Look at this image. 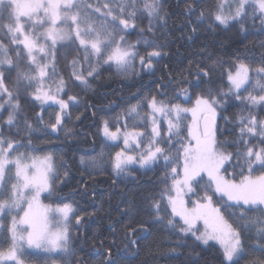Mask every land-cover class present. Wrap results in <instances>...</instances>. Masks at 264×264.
<instances>
[{"label": "snow or ice", "instance_id": "snow-or-ice-1", "mask_svg": "<svg viewBox=\"0 0 264 264\" xmlns=\"http://www.w3.org/2000/svg\"><path fill=\"white\" fill-rule=\"evenodd\" d=\"M110 4L104 5L106 9L104 22H97L93 19V12L100 10L92 9L85 0H0V30H5L10 36L11 44L16 45L17 48L23 46L29 61L26 70L17 72V91L14 93L5 84L4 70L11 71L18 68V64L9 55L8 45L0 41V98L6 96L5 103L12 109L4 122L9 129L18 124L17 114L21 107L18 97L21 86L24 91L32 88L33 99L40 101L42 106L49 101L59 106V111L54 114V122L46 127L55 131L58 127H63L65 117H70L67 109L70 103L77 102V98L70 96L67 101L59 98V94L66 88L63 78L55 81V92L45 83L51 79V76L56 75L53 49L58 41L67 40L71 43L79 41L86 60L90 55H95L98 57L97 64L101 62L114 64L118 71L127 72L129 68L134 67L137 60L143 70L148 72L155 70L154 59L161 58L167 53L162 52L158 45L153 46L147 39L137 41V44H127L125 37L119 35L120 32L137 27V11L141 10L137 7V0H110ZM249 7L253 9L254 19L256 13H259L264 31V0H219L215 10L210 11L207 16L203 9L199 11L195 18L196 24H202L208 19L210 29L213 25L227 27L230 23L246 19L249 16ZM186 9L189 16L196 13L195 0L189 3ZM142 10L147 12L150 18L147 31H154L153 20L166 24L168 13L162 0H143ZM109 16L111 29L107 21ZM188 23L191 24L192 21L189 20ZM45 25L47 27H44ZM37 27L43 30L37 31ZM241 31H245L243 26ZM191 32L197 33L198 28L191 27ZM118 35L119 39H117ZM141 43L145 48L151 47L152 50L141 54L137 50V45ZM261 47H264V43ZM105 50H109L106 59H104ZM16 56L19 58L20 53L17 52ZM47 57H51V60L40 62ZM209 61V63L203 60L189 62L187 71L189 76L195 77L193 80H189L182 70L177 74L170 73L169 81L179 77L181 83L191 84L193 89L200 88L205 78L210 79L212 72L223 68V62L211 60V57ZM77 63L76 59L71 61L74 69L72 75L81 84L87 85L85 76L75 71ZM251 71L253 70L248 64L235 61L231 67L221 71V75L227 77L228 92L213 94V90L209 88L206 92L196 93L192 107H183L180 104L158 99V95H167L160 91L158 86L157 94H153L150 98L145 97L138 104L131 105L127 109L123 132L120 128L111 131L108 120L103 121V135L108 140L117 141L121 138L123 140L124 147L115 153L112 162V170L116 176L127 175L126 169L133 163L151 170L159 166L162 161L167 170L174 161L177 164L182 161V175L177 166H172L170 172H165L166 187L160 193L159 199H155L152 194L145 197L148 202L147 207L154 214L153 222L164 225L177 237L174 241L176 246L162 253L169 259L184 255L180 249L187 247L186 238L191 234L203 245L216 241L221 248V264H241V261L249 256L245 247V236L251 229H255L257 243L251 247L260 255L251 256L246 260V264H264V171L257 176L252 175L256 169H264V119H259L251 113L240 116L236 121L239 131L233 139L224 137L225 129L217 124V108H223L227 102L223 98L229 93H232L237 100L243 99L252 106L264 105V94L249 93L243 98L239 95L241 89L247 90V86L252 84ZM254 71L257 76L264 77V67H257ZM94 73L98 75L96 67H92L87 75L91 77ZM254 90L264 93V83L256 80ZM179 94L191 100L189 88H181ZM144 106L149 111L142 115L139 108ZM0 108H4L3 103H0ZM188 113H191L192 117L190 122H187ZM134 116L139 117V123L148 129L147 131L137 130L135 126L132 130H127V120ZM221 118L230 122L228 117ZM37 120L42 123L43 117L38 116ZM164 122L166 128L162 127ZM24 127L29 137L34 131H38L28 121H25ZM218 133L224 138L218 139ZM67 134H70V130ZM254 140L258 143H253ZM31 146L30 138L27 145L22 144L6 136L0 127V195L5 194V189L8 195L7 199L0 200V212L19 208L25 201L28 203V209L24 211V216L19 221L13 217L12 225L8 229L11 233L12 246L7 252L0 251V259L14 260L20 264L17 260L16 245L18 241L23 242L25 237L17 234L19 223L28 225L30 229L26 237L29 247L44 249L45 254L55 253L61 257L63 264H78L77 253L71 243L72 234L69 224L70 218L74 216V227H81L84 217L77 216L73 206L68 203L56 208L38 205L40 193L47 192L53 195L56 186L64 182L63 178L68 177V172H64L63 178L61 177L51 154L32 157L19 152L21 147ZM229 148L233 150L229 151ZM26 160H31V163H25ZM13 167L15 182L11 183L9 188L8 182L12 179L10 173ZM229 167L234 170L239 169L238 172L234 171V175L240 176L238 182L226 177L225 173ZM245 172L248 174L245 175ZM202 173L208 177V183L204 186L206 190L199 199L192 201L193 206L188 208L184 196L197 195L194 185H200V180L203 179ZM168 177H171V186H167ZM25 190L35 193L31 199H28ZM173 192L175 195L172 194ZM215 195H219L221 199L226 197L227 201L232 202L225 207L234 210L230 212V216L235 218V223L225 219L220 208L213 206ZM165 198L166 204H164ZM34 205L42 207V211L34 212ZM169 207L170 214L165 211ZM121 211L124 214L131 213L133 202L130 201L126 210ZM49 212L58 213L63 217V226L56 231H51L48 227ZM250 213H255V217ZM177 218L182 221L181 224H177ZM200 220L205 225V231L197 234L199 229L195 224ZM126 227L136 234L137 229L132 228L131 224ZM139 231L147 232L149 229L141 225ZM129 243L135 244L136 240L130 239ZM108 256L105 264H116L115 259L111 258V250Z\"/></svg>", "mask_w": 264, "mask_h": 264}, {"label": "trees", "instance_id": "trees-1", "mask_svg": "<svg viewBox=\"0 0 264 264\" xmlns=\"http://www.w3.org/2000/svg\"><path fill=\"white\" fill-rule=\"evenodd\" d=\"M92 6V9H99V12H93V19L97 22H104V5L110 4V0H85ZM143 0H137V19L135 29H129L126 32H120L119 35L125 37L127 44H137V41L147 39L153 46H159L162 52L167 53L161 58L154 59L155 70L148 72L143 70L137 60L133 68L127 72L118 71L114 64L99 63L98 57L90 55L85 59V52L79 46V41L75 43L66 42L57 44L53 51L55 52L56 75L51 76V67L49 74L53 80H59L61 77L66 83V88L61 92L64 100L70 96L77 98L76 103L69 104L70 117H65L63 127H58L53 131L46 127L54 122V114L59 111L56 105H41L39 101L33 99L32 88L24 91L20 87V110L17 114L18 124L9 129L4 122L12 109L9 106L0 110V127H2L6 136L27 145L29 138L32 141L31 147H21L20 150L28 155L51 154L56 170L63 178V173L68 172V177L63 178L64 182L56 186L53 195L47 192L43 195V201L52 205L71 204L74 207L77 216L84 217L81 227H74L75 217L70 222L72 234V246L77 253L78 264H105L109 258L108 253L111 250V258L115 259L116 264H221L222 254L220 245L210 241L208 245H203L196 241L189 234L186 238L187 247L180 249L184 255L175 259H169L162 255L168 249L175 247L176 236L172 235L164 225L153 222V213L147 207L146 196L152 194L155 199L160 198V193L165 189L166 184L164 175L166 171L170 172L172 166H177L182 175V161L177 164L169 165L166 170L161 161L159 166L147 170L137 164L129 165L125 174L119 177L113 173L112 162L115 153L119 150V145L108 141L101 131L103 121L108 120L109 127L112 129L120 128L125 130V113L131 105H136L145 97L150 98L157 94V89L165 92L166 96H159L158 99H164L166 102L180 104L183 107H192L195 101V94L206 92L209 88L213 94L218 92H228L229 83L226 75L222 76L221 71L226 70L232 64L239 60L250 66L253 70L250 72L252 84L247 86V90L241 89L239 95L241 98L252 95H260L258 90H254V84L258 79L255 73L257 67H264V31H262L259 13L256 18L252 16L253 9L248 8L249 16L237 23H230L227 27L220 25L210 29L208 27L210 20L205 19L204 23L196 24V15L203 9L206 16L210 11L215 10V5L219 0H195L196 13L189 16L186 6L193 0H162L167 11L166 24L158 20H153L154 31H147L149 17L147 12L142 10ZM110 6H114L111 5ZM126 18V17H125ZM192 23L189 24L188 21ZM109 28L111 29V17H107ZM196 26L198 32L193 34L191 27ZM245 31H241V27ZM144 30V31H141ZM119 35L117 39H119ZM189 37H192L189 39ZM0 41L8 45L9 55L18 68L11 71L4 70L5 84L14 93L17 91V72L26 70L29 61L26 51L21 45L10 43V36L5 30H0ZM137 50L144 54L151 51L152 48H145L143 44L137 45ZM105 50L104 59L107 52ZM20 56L17 58L16 53ZM211 60L223 62V68L217 69L211 73V78H205L200 88L193 89L191 84L181 83L179 77L174 81H169V74H177L182 70L189 80L194 76H189L187 67L189 62L203 60L209 63ZM51 58V57H50ZM78 61L75 71L82 74L87 79V85L81 84L72 75L74 69L71 61ZM92 67L98 69V75L94 73L89 77L87 73ZM194 71V69H193ZM234 71V69H233ZM187 87L191 95L189 101L183 95H180V89ZM227 102L223 108H217V124L225 129L224 137L233 139L239 131L236 123L242 115H256L259 119H264V105H250L247 101L237 100L232 93L223 98ZM143 115L149 109L144 106L139 108ZM38 116L43 117V122L37 120ZM79 117V119H77ZM221 117H228L230 122H226ZM25 121L33 125L34 131L29 137L25 129ZM191 121L190 113L187 114V122ZM127 130H132L135 126L137 130L147 131L148 129L139 123V117H133L127 120ZM166 128V122L162 125ZM19 130V134H17ZM70 130V134L69 133ZM218 133V139H223ZM258 143V141H253ZM233 149L229 148V151ZM234 171L239 169L228 168L225 173L228 179H240L239 175H234ZM264 169H256L253 176L259 175ZM248 173L245 172V175ZM203 179L200 185L195 186L197 195H186L187 200L192 203L203 195L205 185L208 183V177L202 173ZM167 186H171V177L167 179ZM211 194V192H209ZM195 198V199H193ZM186 200V199H185ZM133 202V211L124 214L121 210H126L128 203ZM227 201L219 195L213 196V206H220V209L229 222L235 223V218L230 216L231 208H226ZM166 204V198L164 201ZM165 211L170 214L171 209ZM255 217V213H250ZM177 224H181L177 218ZM131 224L132 228L137 229L133 234L126 225ZM143 225L149 229L147 232L139 231ZM195 227L199 232L203 230L202 220L197 221ZM198 232V233H199ZM136 240L135 244H130L129 240ZM257 243L256 230L251 229L245 236V247L249 256L241 261L246 264V260L251 256H259L251 247ZM30 251L27 253L26 260L40 264H52L58 261L63 264L60 256L48 257L41 253Z\"/></svg>", "mask_w": 264, "mask_h": 264}, {"label": "rangeland", "instance_id": "rangeland-1", "mask_svg": "<svg viewBox=\"0 0 264 264\" xmlns=\"http://www.w3.org/2000/svg\"><path fill=\"white\" fill-rule=\"evenodd\" d=\"M44 27H47V25H45ZM36 30L37 31H42L43 29L37 27ZM66 42H68V41L67 40L58 41L57 44H62V43H66ZM49 44H50V42H49ZM26 54H27V52H26ZM38 59H39V55H38ZM49 60H51V58L47 57L44 60H41L40 62L44 63V62H48ZM258 79L261 81V83H264V77L258 76ZM55 81H57V80H53V78H51V79H49V80H47L45 82L47 85L51 86V88L53 89V92H55V88H56ZM34 87H35V85H34ZM59 98L63 99L61 93L59 94ZM6 100H7L6 96H3L2 98H0V103H3L4 107L8 106L5 103ZM44 105H56V106H58L57 104H55L52 101H49L48 103H46ZM58 108H59V106H58ZM2 109L3 108H0V110H2ZM68 110H69V108L67 109V111ZM190 115H191V113H190ZM191 119H192V117H191ZM110 130L111 131H115L116 129L110 128ZM121 131L123 132L125 130H121ZM129 131H130V129H129ZM108 141H110V140H108ZM111 142H115V143H117L119 145L120 148L117 151H120L124 147L122 138L117 140V141H111ZM19 152H22V151L19 149ZM129 154L135 155L137 153H129ZM44 155H47V154H44ZM44 155H29V156H32V157H43ZM14 156H15V153L13 155V158H14ZM24 162L30 164L31 160H26ZM133 164H135V163H133ZM14 173H15V168L13 167L11 169V173H10L12 175V179L8 182V187L9 188H10L11 183L15 182ZM4 193H5L4 195H0V200H4V199L8 198L7 189L4 190ZM45 193L46 192H41L40 195H39V198H38V205L39 206H47V207H51V208H56L57 206H59V205H52V204L45 203L43 201V195ZM25 194L28 197V199H31V197L35 193L32 192V191H29V190H25ZM172 194L175 195L174 192ZM193 199H195V198H193ZM184 200H185L186 206L188 208H191L193 206L192 203H190V201L187 200L186 195L184 196ZM60 206H63V205H60ZM217 208H220V206H217ZM27 209H28V203L25 201V202L21 203L19 208H13L10 211L5 210L4 212H0V251L7 252L9 250V248H11V246H12L11 233L8 231V229L12 225V219H13V217H15V219L17 221H19L21 219V217L24 216V211L27 210ZM33 211L38 213V212L42 211V207H37L36 205H34ZM221 213H222V211H221ZM72 218L73 217H71L70 220H72ZM48 221H49L48 227H49V229L51 231H56L59 227H62L63 223H64L63 217L60 216L58 213H55V212H49L48 213ZM29 230L30 229H29L28 225L19 224V223L17 224V234L18 235H22V236L25 237V240L23 242L18 241L17 245H16V248H17V260L20 262V264H35L34 262H29V261L26 260V256L25 255L27 253H30V251L35 252V253H41V254H43L45 256H48V257L50 256L51 258L52 257H54V258L57 257V255L55 253L45 254V250L44 249H36L34 247H29V245L27 243V240H26V237H27V234H28ZM204 231H205V225H204L203 230L201 232H204ZM199 233H197V234H199ZM214 242H216V241H214ZM0 264H17V261L8 260V259H0ZM36 264H40V263H36ZM52 264H61V263L58 262V261H55V262H52Z\"/></svg>", "mask_w": 264, "mask_h": 264}]
</instances>
